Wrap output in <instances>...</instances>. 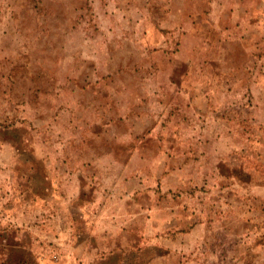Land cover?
Instances as JSON below:
<instances>
[{
    "label": "rangeland",
    "instance_id": "obj_1",
    "mask_svg": "<svg viewBox=\"0 0 264 264\" xmlns=\"http://www.w3.org/2000/svg\"><path fill=\"white\" fill-rule=\"evenodd\" d=\"M0 264H264V0H0Z\"/></svg>",
    "mask_w": 264,
    "mask_h": 264
}]
</instances>
